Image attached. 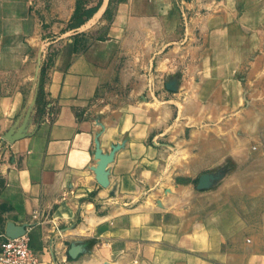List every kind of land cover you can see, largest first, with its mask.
<instances>
[{
    "label": "crops",
    "instance_id": "obj_1",
    "mask_svg": "<svg viewBox=\"0 0 264 264\" xmlns=\"http://www.w3.org/2000/svg\"><path fill=\"white\" fill-rule=\"evenodd\" d=\"M174 1L104 0L89 28H70L78 0H0V241L23 230L42 264H264V207L250 219L235 214L241 230L256 232L236 253L231 209L151 207L149 127L128 99L121 126L111 114L118 87L131 85L125 58ZM20 119L33 122L14 133ZM7 133L16 136L2 143ZM122 137L103 177L96 148Z\"/></svg>",
    "mask_w": 264,
    "mask_h": 264
},
{
    "label": "rangeland",
    "instance_id": "obj_2",
    "mask_svg": "<svg viewBox=\"0 0 264 264\" xmlns=\"http://www.w3.org/2000/svg\"><path fill=\"white\" fill-rule=\"evenodd\" d=\"M253 3L264 0H175L160 9L156 29L139 36L137 52L125 58L131 85L118 87L111 112L121 126L128 99L149 127L143 143L154 152L146 191L155 196L146 202L197 207L199 216L231 209V253L256 240V232L237 226L235 214L250 219V209L264 207V6H240ZM103 4L78 0L69 27L89 28ZM31 121L17 120L14 133ZM126 142L96 148L94 170L103 167L106 177L104 161L112 162ZM198 241H206L204 232Z\"/></svg>",
    "mask_w": 264,
    "mask_h": 264
},
{
    "label": "built area",
    "instance_id": "obj_3",
    "mask_svg": "<svg viewBox=\"0 0 264 264\" xmlns=\"http://www.w3.org/2000/svg\"><path fill=\"white\" fill-rule=\"evenodd\" d=\"M0 264H42L39 254L30 246L27 233L16 237L4 235L0 241Z\"/></svg>",
    "mask_w": 264,
    "mask_h": 264
},
{
    "label": "water",
    "instance_id": "obj_4",
    "mask_svg": "<svg viewBox=\"0 0 264 264\" xmlns=\"http://www.w3.org/2000/svg\"><path fill=\"white\" fill-rule=\"evenodd\" d=\"M7 135L10 137V133H7ZM15 135V134H14ZM13 137V136H12ZM15 137V136H14ZM3 138L5 139V140H7L8 142H11L12 140H13V138H9L8 139V137L7 136H3ZM25 232L23 231V230H12V229H10V230H7L6 231V235L7 236H10V237H16V236H19V235H21V234H24Z\"/></svg>",
    "mask_w": 264,
    "mask_h": 264
}]
</instances>
